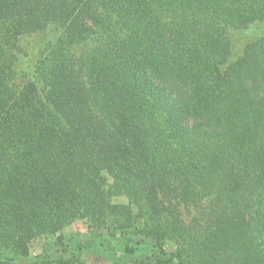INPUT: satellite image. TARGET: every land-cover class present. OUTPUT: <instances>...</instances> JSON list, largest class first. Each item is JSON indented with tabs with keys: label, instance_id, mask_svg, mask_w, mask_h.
<instances>
[{
	"label": "trees",
	"instance_id": "trees-1",
	"mask_svg": "<svg viewBox=\"0 0 264 264\" xmlns=\"http://www.w3.org/2000/svg\"><path fill=\"white\" fill-rule=\"evenodd\" d=\"M256 22L264 0H0V264H86L32 254L77 220L147 240L129 264H264V35L228 36Z\"/></svg>",
	"mask_w": 264,
	"mask_h": 264
},
{
	"label": "rangeland",
	"instance_id": "rangeland-1",
	"mask_svg": "<svg viewBox=\"0 0 264 264\" xmlns=\"http://www.w3.org/2000/svg\"><path fill=\"white\" fill-rule=\"evenodd\" d=\"M261 35H264V22H256L242 30H233L228 33L234 53L242 52L245 44ZM28 50L31 49L27 48ZM26 58V57H25ZM169 92L177 94L174 87ZM100 182L108 190L111 189L112 176L105 170H100ZM122 201V198H114ZM132 244L130 237L108 228L99 222L77 220L61 231L48 236L37 238L32 244V254L49 252L53 256H66L79 252L86 264H129L137 259L147 258L150 252V243L145 240L142 247L135 253H128L125 247ZM167 251L173 249L170 241L166 242ZM168 257H164L166 260ZM168 264H177L170 261Z\"/></svg>",
	"mask_w": 264,
	"mask_h": 264
}]
</instances>
